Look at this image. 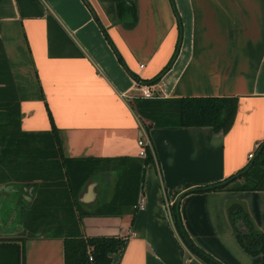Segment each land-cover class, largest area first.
<instances>
[{
    "label": "crops",
    "instance_id": "crops-1",
    "mask_svg": "<svg viewBox=\"0 0 264 264\" xmlns=\"http://www.w3.org/2000/svg\"><path fill=\"white\" fill-rule=\"evenodd\" d=\"M123 2L133 5L134 16L118 17ZM0 45L23 132H49V112L64 157L77 160L138 163L137 140L150 144L154 159L141 171L137 198L143 209L80 222L84 236L127 240L112 264H204L179 237L173 204L191 243L213 260L262 264L237 243L227 208L241 205L264 233V191H191L235 175L264 141V0H0ZM142 85L155 87L163 100L236 97L233 125L226 134L181 127L146 132L130 105ZM115 176L95 175L88 183L93 190L84 195L86 187L79 201L86 207L108 200ZM1 187L12 211L6 225L0 221V239L26 238L24 264H63L62 237H27L23 223L14 224L20 204L13 185Z\"/></svg>",
    "mask_w": 264,
    "mask_h": 264
},
{
    "label": "trees",
    "instance_id": "trees-1",
    "mask_svg": "<svg viewBox=\"0 0 264 264\" xmlns=\"http://www.w3.org/2000/svg\"><path fill=\"white\" fill-rule=\"evenodd\" d=\"M117 14L119 18L126 14L134 16L135 10L133 5L123 2L117 5ZM104 35L110 43L107 35ZM115 55L124 65L119 54L115 52ZM169 65L162 69L153 84L160 80ZM130 105L146 132L151 127H181L210 128L215 133L226 134L235 119L237 98L185 97L145 100L137 97ZM48 117L51 124L49 132L25 133L21 130L17 95L0 45V187L13 185L14 191L11 194L15 200L16 197L20 199L24 206V227L29 218L36 221L40 219L39 222L46 224L51 230L49 232L62 237L63 264H112V256L118 254L120 259L127 240L118 236H84L79 229L81 219L89 215L119 216L131 210L141 190V171L144 166L153 163L152 153L147 148L146 158L138 163L127 159L66 158L49 112ZM257 150L249 161L252 163L247 164L249 167L246 171L244 169L247 165L236 176H230L221 182L223 184L218 183L191 192L225 189L264 191V141ZM107 171L116 174L110 198L85 207L79 201L81 194L95 175ZM12 179L19 182L14 183ZM27 192L32 196L26 206L21 194L26 196ZM59 213L60 217H53V214ZM170 213L187 250L204 264H220L191 243L181 224L176 204L172 205ZM227 216L239 246L249 256L261 257L264 264V233L255 229L248 213L239 204L230 205ZM51 223H56L53 229L48 227ZM239 223L244 230L239 228ZM26 234L29 237L36 235ZM25 239H0V264H24ZM89 257L92 258L91 262L88 261Z\"/></svg>",
    "mask_w": 264,
    "mask_h": 264
},
{
    "label": "rangeland",
    "instance_id": "rangeland-1",
    "mask_svg": "<svg viewBox=\"0 0 264 264\" xmlns=\"http://www.w3.org/2000/svg\"><path fill=\"white\" fill-rule=\"evenodd\" d=\"M133 99H135V98L133 97ZM12 182L17 183L19 181H16L15 179H12ZM23 183H25V182H23ZM110 191H111V189H110ZM0 194H4V191L0 190ZM6 194H8V193L6 192ZM31 196L32 195L30 193H28V192L26 193V197L28 198V199L26 198L24 200L25 201L24 204H26V206H27V203H30L29 201L31 200ZM17 201L19 202V204L22 203L20 201V199H18V198H17ZM18 202L16 204H18ZM9 205H10V202H6L5 198L0 197V214H2L3 217H7V215H9L10 211H12V208H9ZM14 208H16V205L14 206ZM15 211L18 212L17 215L15 216L16 218L14 220L15 226L20 224V223H23V225H24V222H25V219H26L25 215L22 217V212H20L19 209H15ZM13 212H14V210H13ZM39 221H40V219L38 221H36V220H32V218H29L27 220V224L25 225V227H26L25 228V233H29V234H33V233L37 234L38 233L39 234V233H47V232H49L50 229H48L46 227L47 225L46 224L44 225L42 222H39ZM2 224H5V222H3ZM10 225H13V224L10 223ZM53 228H54V225H52V229ZM49 234H53V233L49 232Z\"/></svg>",
    "mask_w": 264,
    "mask_h": 264
},
{
    "label": "built area",
    "instance_id": "built-area-1",
    "mask_svg": "<svg viewBox=\"0 0 264 264\" xmlns=\"http://www.w3.org/2000/svg\"><path fill=\"white\" fill-rule=\"evenodd\" d=\"M142 67L143 66H140V68ZM158 92H157V89L155 90V87L151 85H142L139 87L138 93L136 94V96H133V97L134 98L138 97V98L145 99V100L159 99ZM130 100H133V98L131 97ZM137 147H138V157L141 159L146 158V155H147L146 150L148 147H150V144L146 140L142 139V137L140 136L139 139L137 140ZM252 157H253V154L249 155V160H251ZM143 204H144V199L139 198L137 203L133 206V209L136 211L141 210L143 209ZM167 208H170V205L167 206ZM88 261L91 262L92 258L89 257Z\"/></svg>",
    "mask_w": 264,
    "mask_h": 264
},
{
    "label": "water",
    "instance_id": "water-1",
    "mask_svg": "<svg viewBox=\"0 0 264 264\" xmlns=\"http://www.w3.org/2000/svg\"><path fill=\"white\" fill-rule=\"evenodd\" d=\"M260 151V149H258L257 150V152H259ZM252 163V161L249 163V165ZM249 165H247L246 167H245V169H244V171H246L247 169H248V167H249ZM236 176V175H235ZM221 184H223V183H221ZM87 188V190H86V193L84 194V195H87L88 193H89V191L91 190H93V183L92 184H90V185H88V186H86ZM0 190H4V188H2V187H0ZM181 199V197H179V199H178V201ZM87 203V202H86ZM238 226H239V228L241 229V230H244V228H243V226L242 225H240V223L238 224Z\"/></svg>",
    "mask_w": 264,
    "mask_h": 264
},
{
    "label": "flooded vegetation",
    "instance_id": "flooded-vegetation-1",
    "mask_svg": "<svg viewBox=\"0 0 264 264\" xmlns=\"http://www.w3.org/2000/svg\"><path fill=\"white\" fill-rule=\"evenodd\" d=\"M23 199H24V197H23ZM19 206H20L19 211L22 212V217H23L24 216V206L22 205V203ZM10 216L7 215V217H3L2 214H0V221H1V223L5 222V224H7V220L10 219Z\"/></svg>",
    "mask_w": 264,
    "mask_h": 264
}]
</instances>
